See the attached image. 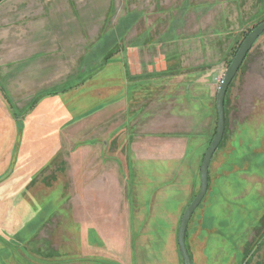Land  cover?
<instances>
[{"label":"rangeland","instance_id":"374dc122","mask_svg":"<svg viewBox=\"0 0 264 264\" xmlns=\"http://www.w3.org/2000/svg\"><path fill=\"white\" fill-rule=\"evenodd\" d=\"M262 21L264 0L3 1L0 179L6 180L0 184V264H62L52 257L57 246L51 239L82 226L78 212H67L69 197L80 189L79 176L84 178L80 168L87 166L89 180L103 163V147L101 171L128 162V146L146 137V89L154 84H178L192 72L213 73V82L218 73L217 95L238 45ZM245 84L252 109L245 120L228 111L209 190L187 232L193 264H264V34L231 84L229 101L239 98ZM201 90L200 98L206 95ZM173 100L169 105L178 102ZM184 102L189 117L207 111L206 101L188 107ZM94 119L97 128L86 132L87 144L80 146L75 125L86 130L84 120ZM106 119L108 124H100ZM113 124L119 128L106 135ZM76 206L71 203L70 211ZM63 217L69 219L65 229ZM166 231L162 226L146 239V264L162 259ZM166 257L169 264V252Z\"/></svg>","mask_w":264,"mask_h":264},{"label":"crops","instance_id":"0c3cea01","mask_svg":"<svg viewBox=\"0 0 264 264\" xmlns=\"http://www.w3.org/2000/svg\"><path fill=\"white\" fill-rule=\"evenodd\" d=\"M225 57L226 54L223 53V58ZM212 76L213 73L192 72L186 75L184 82L183 78L178 84H169L167 80H163L158 85L150 87L149 91L145 88L146 137L136 138L128 146L129 158L125 167L118 164L115 170L110 166V169L101 171L106 164V157H103L106 148L103 147L101 150L103 166L95 169L89 180L85 171L87 166L80 168L79 171L84 173V178L79 176L80 189L77 195L69 197L67 212L70 215L78 212L75 218L82 226L74 234L70 229H66L61 240L60 236L55 238L56 240L51 239L54 246H57L53 247L52 257H58L62 264H71V259L77 260L72 264H102L108 260L119 264H146V239L159 233L163 226L167 231L164 233V242L161 246L163 256L158 264H168L166 257L168 252L171 255L169 264H179L181 257L177 247V233L188 206L200 191L201 180L199 179V186L197 172L206 154L204 152L212 142L211 134L213 135L216 120L214 112L217 111L215 105L217 95ZM204 79H207L206 84ZM200 87L201 91L206 93L201 98L196 94ZM230 89L231 85L225 98L226 120L228 111L237 113L236 116H241L245 120L252 109L250 88L245 84L239 98L234 99L233 95V100L231 98L229 101ZM172 99L178 100L173 106L169 105ZM200 101H206L202 103L206 105L205 113H196L194 117L191 115L189 117L183 112V102L188 107L198 106ZM107 119L101 120L100 124H108ZM84 121L86 130L80 122L75 125L79 127L76 131L79 132L80 146H86L88 130L92 127L97 128L96 119ZM117 126L111 125L106 135L109 133L113 135V131L119 128ZM214 136L215 134L213 138ZM190 140L196 145L195 148L187 145L186 141ZM190 151L193 153L188 159L187 153ZM25 168L26 166L21 169ZM21 169L20 176H23ZM102 174L106 176L102 177ZM21 179L23 180V177ZM5 180V178L1 180L0 184ZM91 183L94 184V190L91 189ZM16 186L17 184L14 185ZM89 187L91 190H88ZM71 203H77L76 209L72 211ZM68 220L62 218L63 229L65 225L66 228L69 227ZM187 234L185 247L189 252ZM62 249L63 257L59 254Z\"/></svg>","mask_w":264,"mask_h":264},{"label":"water","instance_id":"95a60500","mask_svg":"<svg viewBox=\"0 0 264 264\" xmlns=\"http://www.w3.org/2000/svg\"><path fill=\"white\" fill-rule=\"evenodd\" d=\"M6 0H0V4ZM264 34V22L261 23L255 30L251 31L249 35L246 37L242 45H240V49L238 50L235 58L231 62L230 66L224 72V76L220 81V85L218 88L217 99H216V108H217V115H218V122H217V130L215 133L214 138H212V142L205 152V156L202 162L201 167V187L200 191L196 198L192 201L188 209L186 210L183 219L180 224V229L178 234V246L179 253L181 256V260H183V264H193L192 260H190V255L188 253L186 245V232L188 230L190 219H192L194 213L198 209L199 205L203 202L204 198L207 195L209 190V173H210V165L212 163L213 157L215 152L219 149L225 135V98L227 96L228 90L230 85L233 83L234 79L236 78L238 71H240L245 58L248 56L250 51L252 50L254 44L258 41V39ZM219 74L216 73L213 77V82L216 83L218 81Z\"/></svg>","mask_w":264,"mask_h":264},{"label":"trees","instance_id":"16d2710c","mask_svg":"<svg viewBox=\"0 0 264 264\" xmlns=\"http://www.w3.org/2000/svg\"><path fill=\"white\" fill-rule=\"evenodd\" d=\"M263 22H264V21H262L261 23H263ZM261 23H260V24H261ZM260 24H259V25H260ZM259 25H257L255 28H257ZM253 30H255V29H253ZM253 30H251V31H253ZM251 31H250V32H251ZM250 32H249V33H250ZM248 35H249V34H248ZM248 35H247V36H248ZM247 36H246V37H247ZM245 39H246V38H245ZM245 39H244V40H245ZM243 42H244V41H243ZM243 42H242V43H243ZM242 43H241L240 45H242ZM240 45H238L237 52H238V50H239L240 47H241ZM237 52H236V54H237ZM235 56H236V55H235ZM50 94H52V93H48L47 96L50 95Z\"/></svg>","mask_w":264,"mask_h":264}]
</instances>
